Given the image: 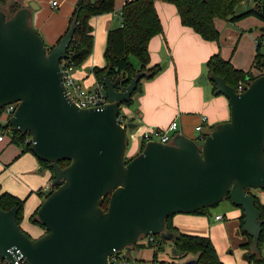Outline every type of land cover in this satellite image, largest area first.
I'll use <instances>...</instances> for the list:
<instances>
[{"label": "water", "instance_id": "95a60500", "mask_svg": "<svg viewBox=\"0 0 264 264\" xmlns=\"http://www.w3.org/2000/svg\"><path fill=\"white\" fill-rule=\"evenodd\" d=\"M37 8L31 3L11 17L0 9V109L18 103L9 123L31 134L33 153L53 169L54 191L38 209L46 232L37 238L19 224L18 206L4 210L0 203V258L29 264H110L111 255L130 252L141 237L174 240L167 228L170 216L212 208L227 196L243 209V231L252 236L256 250L263 221L249 190L264 189V72L241 93L214 72L202 76L198 84L211 81L216 93L230 100V119L217 124L202 144L177 132L171 143L148 141L126 159L128 128L137 123L123 125L120 107L131 102L139 81L150 73L137 72L117 91L107 71L108 103L79 107L61 71L76 23L48 49L32 23ZM65 160L70 164L60 166Z\"/></svg>", "mask_w": 264, "mask_h": 264}, {"label": "crops", "instance_id": "0c3cea01", "mask_svg": "<svg viewBox=\"0 0 264 264\" xmlns=\"http://www.w3.org/2000/svg\"><path fill=\"white\" fill-rule=\"evenodd\" d=\"M30 3L38 7L33 12L34 27L44 38L46 45L50 48L54 47L68 30L70 25L68 14L55 13L57 18L52 19V15H42L40 10L42 4L40 6L35 0H30ZM124 3L125 0H117L113 12L94 16L90 21L94 29V51L86 63L75 70L76 78L89 89L95 87L98 82L93 68L103 65L100 53L104 49L107 33L113 25L115 16L119 17L121 25V9ZM250 3L254 5V2L250 0L242 2V6L239 4L236 7V15L239 16L250 9L248 8ZM155 5L163 25V32L150 41V66H162L163 61L166 66H162L154 77L142 80L141 90L131 104L132 110L128 116L124 114L130 122L137 123V127L131 129V148L128 137L126 153L128 158L140 152L143 134L146 131L167 128L174 120L179 122L178 132L190 137H193L195 133L198 136L201 134L196 130V126L201 123V117L204 115L207 116V122L203 128L204 134L210 133L217 124L229 120L231 104L228 97L217 94L213 82L209 81L207 84L200 85L197 81L204 75H210L207 61L217 52L230 60L236 68L246 72L255 71V58L259 50L257 41L261 39L262 29H264V22L254 15L235 20L217 19L216 25L221 33L220 38L217 41H206L192 28L182 24L174 4L157 0ZM23 6L26 5L23 4ZM163 52L166 53V57L161 55ZM87 67L90 68L89 72L85 70ZM0 120L6 123V116L3 115ZM43 173L44 166L38 157L31 151H25L22 145L13 142L11 135L6 133L5 139L0 141L2 189H8L10 191L6 190L7 192L16 194L20 198L27 195L26 200L31 196L33 205H37L38 208L44 200L38 191L48 193L50 190L47 186L52 183L51 172L47 170L45 175ZM11 182L17 186H10ZM18 188L19 191L16 190ZM251 192L264 203V189H253ZM243 214L241 207H220L215 215H212L210 208L206 214L177 213L173 216V224L181 232L210 237L221 260L226 264H254L247 261V255L240 258L235 254L232 256L231 249L227 251V248L232 245L233 227L239 225L238 233L241 234L240 219ZM218 215H222L223 218L217 219ZM41 233L43 234L44 231L42 230ZM37 235L34 238L41 236V234ZM238 242L242 248L241 245L244 242ZM144 247L132 248L130 252L124 251V254L131 263L133 260L140 262L137 264L158 263V255L154 249ZM243 250L246 251V249ZM175 255L180 256L178 253ZM196 259L197 255L193 254L187 260L185 258L184 264H192ZM132 264L136 263L133 261Z\"/></svg>", "mask_w": 264, "mask_h": 264}, {"label": "trees", "instance_id": "16d2710c", "mask_svg": "<svg viewBox=\"0 0 264 264\" xmlns=\"http://www.w3.org/2000/svg\"><path fill=\"white\" fill-rule=\"evenodd\" d=\"M156 1L157 0H125L121 9V25L117 28L108 30L107 46L104 53L106 64L104 66H95L93 68V73L99 83H103V75L109 71L110 79L115 83L117 91L124 90L137 72L146 71L150 73L149 76L143 77L139 81L138 88L134 91L131 102L124 103L128 106L134 102V97L141 90L142 80L154 77L162 69L161 65L150 66V41L154 36L163 32V25L155 5ZM161 1L174 4L178 10L182 24L192 28L206 41L219 40L221 33L216 25L217 19L232 18L235 20L254 15L264 22V0H254V5L239 16L236 15V7L246 0ZM116 3L117 0L78 1L70 18V25L67 30L68 32L73 22L76 23L74 38L68 48V56L66 59L68 64L74 66L76 69L81 68L90 58L94 51L95 44L93 31L89 30L91 25L90 19L94 16L113 12ZM22 7L23 5L17 0L11 2H8V0L0 1V9L6 12L8 17H11ZM61 39H59L58 43ZM47 48L51 49L52 47L50 48L47 46ZM258 49L255 58V67L256 70H258L257 74L253 73V71L246 72L242 69L236 68L232 62L225 59L220 52L213 54L207 61L209 72H214L216 75L224 77L231 86L238 89L240 82L248 84L264 72L262 65L264 54L260 51V45H258ZM132 58L138 60L140 63L139 68L135 67ZM4 109L5 108L0 109V118L4 115ZM121 113L120 107V114ZM9 119L10 116L6 118V123H2L0 120V132L4 134L9 133L13 142L22 145L25 151L33 152L31 147V134H23L14 130L9 123ZM145 145L146 142L143 140L140 151ZM126 159L129 158L126 157ZM40 162L44 168H47L51 172V180L53 181V169L50 163L42 160H40ZM69 164L70 161L68 160L59 162V165L62 167H66ZM53 191L54 187L48 193H44L42 190H39L38 193L45 200ZM249 191L251 192L252 190ZM109 199L110 196L105 197L102 204L104 209H107ZM225 200L232 202L230 196H227ZM0 203L4 210H9L14 206L19 207L17 218L21 225L24 217V201L9 192L2 191L0 185ZM39 207L32 214L31 221L40 225L42 229H45L46 231V227L37 218ZM256 207L260 210L261 219L263 221L257 249H253L252 236L243 231L245 219L244 214L240 219V230L241 234L247 237V240L241 246L247 251L246 258L248 262L264 264V203H262L258 197H256ZM209 210L210 208H201L195 213L206 214ZM167 228L175 234L173 240L174 247L180 256H186L188 254L197 255L195 264H226L221 260L210 237L181 232L176 226H174L173 216H170L167 219ZM156 237L158 242L162 240L159 236ZM139 241L133 246V248L145 246ZM116 256L117 260L113 261L111 258L110 264H121L122 260L127 258V255L124 254V252L116 253ZM111 257H113V255H111Z\"/></svg>", "mask_w": 264, "mask_h": 264}, {"label": "rangeland", "instance_id": "374dc122", "mask_svg": "<svg viewBox=\"0 0 264 264\" xmlns=\"http://www.w3.org/2000/svg\"><path fill=\"white\" fill-rule=\"evenodd\" d=\"M13 0H8V2H11ZM18 2H20L22 5H26V6H30V0H17ZM56 1L57 4L59 6L56 7H53V2ZM77 1L78 0H39V1H36L35 2L37 4H42V8L40 9L41 12L43 13L42 15L44 16H50L52 15V19H55L57 18L56 15H54L55 13L56 14H61V13H67L68 14V18H71L72 16V13L74 12L75 10V7H76V4H77ZM241 6L243 4H240ZM252 6V3L248 4V8H251ZM55 8V9H54ZM93 17L90 19V21H92ZM120 26V19L118 16H115L114 18V22H113V25L111 27V29L113 28H117ZM108 34V33H107ZM106 46H107V38H106V42H105V46H104V49L101 51L100 53V56L102 58V62H103V65L104 66L106 64V60H105V56H104V53H105V49H106ZM261 52L264 54V46H262V49H261ZM166 60V59H165ZM132 62L133 64L135 65L136 68H139L140 67V63L138 62L137 59L135 58H132ZM165 61H163L164 63ZM163 63H162V66H163ZM253 73L257 74L258 73V70H255L253 71ZM94 89V87L92 88ZM132 110V107L131 105L128 106V105H125V104H122L121 105V112L122 114H127L126 116H128L129 112ZM129 121H124V124L126 125ZM3 123V122H2ZM128 131H129V142H130V148L132 146V138H131V129L128 128ZM193 138H195L196 140H198L199 143H203L202 140L199 139V136L197 133H195L193 135ZM126 157H128V155L126 154ZM47 168H44V175L47 173ZM49 171V170H48ZM1 185V184H0ZM10 186H17L14 182H11L9 183ZM2 187V185H1ZM6 190L8 189H2V191H5L7 192ZM19 191V188L16 189ZM10 191V190H8ZM16 196V194H15ZM27 195H25L24 197L20 198L24 201V208H23V215H24V219L22 220L23 222L22 223V229L27 232L28 234H31V236L35 237V236H38L37 234H41L42 235V230L44 231V233L46 232L45 229H42V227L38 224H35L31 221V216L32 214L36 211L37 209V205H33L34 202H33V198H31V196L26 200V197ZM225 206H232L235 207V208H239L237 206H235L234 204H232L229 200H224L222 201L221 203H219L217 206H214L211 208V211H212V215H215L217 213V211L220 209V207H225ZM225 213V212H224ZM239 226V225H238ZM236 226V227H233L232 229V245H230L228 248H227V251H229L230 249L232 250L233 254L232 256L235 254L236 256H239L240 258H243L244 256H246L247 252L245 250H243L240 246H239V242H245L247 240V237H245L244 235H241L238 233L239 231V227ZM242 240V241H241ZM141 244H144L145 247L144 248H153L155 253H157L158 255V263L156 262V264H184L185 263V258L187 260V258L189 256H192L193 254H188L186 256H176L175 252L177 251L174 247V242L173 240H160V242H158L157 244H152V245H149V243L147 242V240L144 238V239H141L139 241ZM164 247V250H162L161 248ZM136 264L137 263H140L136 260H133ZM132 261V263H133Z\"/></svg>", "mask_w": 264, "mask_h": 264}, {"label": "built area", "instance_id": "2783aa9c", "mask_svg": "<svg viewBox=\"0 0 264 264\" xmlns=\"http://www.w3.org/2000/svg\"><path fill=\"white\" fill-rule=\"evenodd\" d=\"M253 1L254 0H250ZM58 4L56 1L53 2V7H56ZM257 45H260L261 47L264 46V33L262 34L261 39L257 41ZM67 58L63 59L61 61V71L63 74V79L65 82V86L67 88V92L70 96V98L81 108H97L102 107L106 103H108V95L105 88V85L103 83L97 82L94 89H89L83 83H81L75 76V70L76 68L70 64H68ZM248 84H245L243 82L239 83L237 92L241 93L245 91L248 87ZM18 103H12L6 105L4 108V115L6 118L8 116H11L14 111L16 110ZM129 121L127 117L124 114H119V121L124 124V121ZM130 122V121H129ZM207 122V116L201 117V123L196 126V130L200 132L199 139L203 141L206 134L203 133L204 125ZM179 128V122L177 120H174L167 128L164 129H155V130H148L143 134V140L147 143L151 140H157L162 143H171L173 140L174 135L178 132ZM5 139V134L0 132V141H3ZM53 188L52 183L47 186L48 190H51ZM217 219L223 218L222 215H218L216 217ZM146 239L149 245L157 244V237L156 235H148L141 237V239ZM124 252V251H123ZM113 259V261L117 260L116 253L113 254V257H110ZM0 264H29L26 260L21 258H16L13 262L8 259H1L0 258ZM121 264H132L130 259L127 257L122 260Z\"/></svg>", "mask_w": 264, "mask_h": 264}]
</instances>
